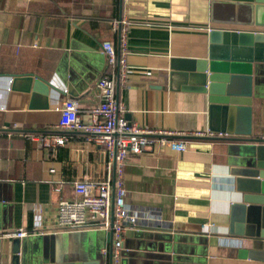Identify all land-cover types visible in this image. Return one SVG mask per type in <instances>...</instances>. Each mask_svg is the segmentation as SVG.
<instances>
[{"label":"crops","instance_id":"0c3cea01","mask_svg":"<svg viewBox=\"0 0 264 264\" xmlns=\"http://www.w3.org/2000/svg\"><path fill=\"white\" fill-rule=\"evenodd\" d=\"M209 2L0 0V233L23 229L29 234L21 239L55 234L68 260L108 264V233L56 225L57 203L75 198L74 180L86 176L94 181L105 174V151L79 133H70L65 146L49 149L38 148L25 134L61 132L59 107L66 98L77 101L82 115L100 102L98 78L119 71L117 62L108 63L101 43L109 40L118 58L119 30L111 23L123 18L129 25L128 76L115 87L123 116L151 129H208L206 96L169 88L171 58L206 57L208 28L264 30L211 23ZM27 73L62 91L68 80L86 87L76 89V97L52 92L48 108H31L30 93L22 90L27 82L13 77ZM258 89L250 137H187L182 153L155 147L127 157L126 204L138 216L123 234L127 264L247 263L238 251L249 241L229 234L230 204L236 199L229 169L251 137L264 136V85ZM12 239L3 242L10 245Z\"/></svg>","mask_w":264,"mask_h":264},{"label":"water","instance_id":"95a60500","mask_svg":"<svg viewBox=\"0 0 264 264\" xmlns=\"http://www.w3.org/2000/svg\"><path fill=\"white\" fill-rule=\"evenodd\" d=\"M209 21L264 27V0H210ZM207 37L206 57L171 58L169 88L206 96L209 129L250 137L253 96H258V87L264 85V67L260 66L264 64V30L216 27L208 31ZM13 77L27 82L22 90L30 93L31 108H48L47 97L52 92L76 97L75 90L86 87L83 81L73 85L68 80L62 91L33 73ZM229 176L236 197L230 204L229 234L249 241L239 249L238 258L246 260L245 264H264V136L251 137L242 152L233 157ZM3 239L0 236V264H98L65 258L55 234L13 238L10 245L4 244ZM121 262L127 264L123 257Z\"/></svg>","mask_w":264,"mask_h":264},{"label":"built area","instance_id":"2783aa9c","mask_svg":"<svg viewBox=\"0 0 264 264\" xmlns=\"http://www.w3.org/2000/svg\"><path fill=\"white\" fill-rule=\"evenodd\" d=\"M111 25L113 30H119V56L117 58L109 40L102 41L101 51L110 65L118 63L119 71L117 76L110 74L98 78L96 88L100 102L82 115L77 101L66 98L59 107L57 127L61 132L26 133L25 136L38 148L49 149L65 146L70 133H79L87 141L103 148L107 157L105 174L94 181L86 176L74 180L75 198L62 199L57 203L56 225L62 229L94 227L105 231L110 235L105 249L108 264H122L124 230L128 225L134 226L138 217L126 204L123 167L127 157L155 147L182 153L187 148V137L215 138L224 133L209 128L190 132L151 129L127 120L121 113L122 105L115 97V87L116 84L124 85L128 76L126 34L129 25L124 18L112 21ZM28 234L23 229H16L0 233V236L23 238Z\"/></svg>","mask_w":264,"mask_h":264},{"label":"trees","instance_id":"16d2710c","mask_svg":"<svg viewBox=\"0 0 264 264\" xmlns=\"http://www.w3.org/2000/svg\"><path fill=\"white\" fill-rule=\"evenodd\" d=\"M117 56V55H116Z\"/></svg>","mask_w":264,"mask_h":264}]
</instances>
